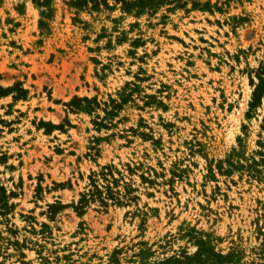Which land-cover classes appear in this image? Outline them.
<instances>
[{"label": "rangeland", "instance_id": "1", "mask_svg": "<svg viewBox=\"0 0 264 264\" xmlns=\"http://www.w3.org/2000/svg\"><path fill=\"white\" fill-rule=\"evenodd\" d=\"M39 1L0 0V264H264V0ZM103 166L127 199L78 214Z\"/></svg>", "mask_w": 264, "mask_h": 264}, {"label": "trees", "instance_id": "2", "mask_svg": "<svg viewBox=\"0 0 264 264\" xmlns=\"http://www.w3.org/2000/svg\"><path fill=\"white\" fill-rule=\"evenodd\" d=\"M33 1L36 4L41 3L39 0H33ZM93 1H94V4L92 6L93 10H98L101 4L107 6L106 0H93ZM117 1L121 2L120 9L124 13L133 14L136 17H139L145 13L154 12L160 6H167L166 8L167 11H174L176 9H183L187 5L186 0H117ZM87 2L88 0H71V5L76 8H80L86 6ZM42 3L45 6L48 5L47 0H44V2ZM191 3H192L191 9L210 10V8L206 6V3H204L202 6H200V4L195 0H191ZM41 26H42V20L39 21V27ZM136 42H137L136 45H139L140 38H137ZM255 78L256 80H254L250 75L248 76L249 84L253 87L251 92V98L249 101L250 108L258 106L262 102H264V63L261 64V66H259L257 73L255 74ZM9 90L10 89L3 90L0 88V93L1 92L9 93L10 92ZM24 93L25 91L21 92V94ZM76 101H81L90 104L91 99L84 97L77 100L76 97H73L70 100L69 105L71 107L78 108L76 106L77 105ZM123 101L124 99L121 100V102ZM103 105H104L103 112L106 116H108L109 119H112L114 116L117 115L116 109L118 105L113 103L112 99H109V104L104 102ZM108 106L112 110H107L106 107ZM99 125H104V124H99ZM260 128L261 130L264 131V116L261 119ZM226 163L230 168L242 167V164H240L239 162L236 163L234 159L226 160ZM247 168L250 169L251 165H247ZM96 177H99L101 179L102 181L101 184L97 182L98 180ZM120 181L121 178H116L114 176L111 166H103L98 174L91 172L89 176L90 188L87 190V192H83L80 194L77 203L72 207L76 210L78 214H82L84 212V208L91 202L97 203L102 208H106L109 204H116V205L122 204L123 199H127L129 195V191L127 185L123 186L124 189L123 192L120 191L119 189ZM2 192H3L2 193L3 197L2 200L0 199V201H2L0 207L7 208L8 206H7V202L5 201V194H4L5 192L3 190Z\"/></svg>", "mask_w": 264, "mask_h": 264}, {"label": "crops", "instance_id": "3", "mask_svg": "<svg viewBox=\"0 0 264 264\" xmlns=\"http://www.w3.org/2000/svg\"><path fill=\"white\" fill-rule=\"evenodd\" d=\"M2 89V88H1ZM7 89H10L9 91L11 92V89L12 88H7ZM3 90H5V89H3ZM22 91H25V90H22L21 88H19V92H18V94H17V96H20V97H22L24 94H21V92ZM10 92L9 93H7V92H1L0 93V96H8L9 94H10ZM25 93H26V91H25ZM20 94V95H19ZM15 98V97H14Z\"/></svg>", "mask_w": 264, "mask_h": 264}]
</instances>
